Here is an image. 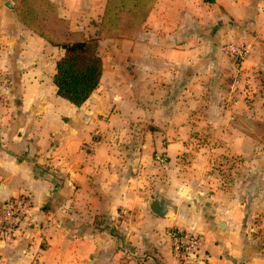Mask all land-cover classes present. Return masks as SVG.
<instances>
[{
	"label": "crops",
	"instance_id": "crops-1",
	"mask_svg": "<svg viewBox=\"0 0 264 264\" xmlns=\"http://www.w3.org/2000/svg\"><path fill=\"white\" fill-rule=\"evenodd\" d=\"M50 1L97 40L103 77L81 107L59 97L64 51L0 0V202L31 203L0 264H179L176 229L201 235L202 264H264L263 195L249 206L210 173L226 150L260 143L247 121L264 114V0H156L109 38L108 0ZM229 43L249 47L242 66Z\"/></svg>",
	"mask_w": 264,
	"mask_h": 264
},
{
	"label": "trees",
	"instance_id": "trees-1",
	"mask_svg": "<svg viewBox=\"0 0 264 264\" xmlns=\"http://www.w3.org/2000/svg\"><path fill=\"white\" fill-rule=\"evenodd\" d=\"M155 1L108 0L100 38L132 34ZM14 3V11L23 25L64 51L53 76L56 94L81 107L99 88L103 77L104 64L97 51V40H86L83 34L70 32L67 21L59 18L50 0H14Z\"/></svg>",
	"mask_w": 264,
	"mask_h": 264
},
{
	"label": "rangeland",
	"instance_id": "rangeland-1",
	"mask_svg": "<svg viewBox=\"0 0 264 264\" xmlns=\"http://www.w3.org/2000/svg\"><path fill=\"white\" fill-rule=\"evenodd\" d=\"M245 46L249 49L247 45ZM247 122L263 126L261 129L249 130L251 135L260 132L257 137L260 143H254L249 152L226 150L227 155H221L224 157L214 162L210 173H215L216 179L220 180L224 188H228L233 199L243 201L250 206L257 195H263L264 199V114H253L249 116Z\"/></svg>",
	"mask_w": 264,
	"mask_h": 264
},
{
	"label": "built area",
	"instance_id": "built-area-1",
	"mask_svg": "<svg viewBox=\"0 0 264 264\" xmlns=\"http://www.w3.org/2000/svg\"><path fill=\"white\" fill-rule=\"evenodd\" d=\"M227 54L236 66H242L248 59L250 51L245 45L228 44L225 46ZM156 160L163 162L162 155H157ZM31 203L26 195L5 199L0 202V241L13 242L19 234L20 226L27 216ZM172 253L179 264H202L199 252L202 237L196 233L183 230H172Z\"/></svg>",
	"mask_w": 264,
	"mask_h": 264
},
{
	"label": "water",
	"instance_id": "water-1",
	"mask_svg": "<svg viewBox=\"0 0 264 264\" xmlns=\"http://www.w3.org/2000/svg\"><path fill=\"white\" fill-rule=\"evenodd\" d=\"M151 209L153 213L160 217H166L167 215H169L168 204L163 199H155L152 203Z\"/></svg>",
	"mask_w": 264,
	"mask_h": 264
}]
</instances>
